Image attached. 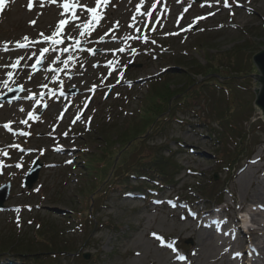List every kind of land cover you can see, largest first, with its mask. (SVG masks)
<instances>
[{"label":"rangeland","instance_id":"374dc122","mask_svg":"<svg viewBox=\"0 0 264 264\" xmlns=\"http://www.w3.org/2000/svg\"><path fill=\"white\" fill-rule=\"evenodd\" d=\"M65 2L77 7L65 12L60 6ZM28 3L6 0L0 10V87L6 85L7 66L32 61L29 53L36 56L44 47L40 41L65 20L58 39L66 44L59 51L50 47L45 57L51 66L64 68L60 86L87 90L83 98H90V104L84 117L70 123L85 99L78 107L76 100L58 97L47 123L40 127L31 120L22 128L30 133L27 137L0 129V185L11 183L0 210V235L28 237L32 223L59 219L64 240L78 253L57 264H264V122L253 105L252 89L260 87L259 81L250 76L259 75L252 56L264 49V0H228L230 7L224 0H108L98 9L102 18L84 35L82 26L91 17L86 8L96 7V0H32L30 10ZM26 41L32 49L25 53L13 45ZM106 61L113 65L109 76ZM120 62L139 66L129 67L121 79ZM26 66L18 70L22 76ZM163 67L192 79L188 97L179 96L171 121L157 129L153 124L142 141L128 143L122 156L123 142L114 138L127 123L139 120L148 90L133 81ZM67 71H73L71 78L65 77ZM182 83L176 79L171 88ZM15 85L36 88L34 80L22 77L15 78ZM56 111L63 112L62 120ZM23 119L15 103L0 106V123L16 127ZM49 124L56 125L54 131ZM102 147L110 152L106 155ZM79 148L88 150L91 164L81 167L75 181L72 167L78 165ZM35 158L43 165L34 188L27 190L22 178ZM155 159H167L168 172L176 173L172 185L159 193H126V187L143 185L139 179H124L125 174L142 172ZM98 164L105 166L100 181H94L91 172ZM79 184L85 196L71 199ZM81 207L86 215L78 221H63L54 212ZM217 222L223 224L219 231ZM166 243L174 247L165 248Z\"/></svg>","mask_w":264,"mask_h":264},{"label":"trees","instance_id":"16d2710c","mask_svg":"<svg viewBox=\"0 0 264 264\" xmlns=\"http://www.w3.org/2000/svg\"><path fill=\"white\" fill-rule=\"evenodd\" d=\"M201 68L203 69L206 67L202 66ZM206 69H208V67ZM183 73L179 74L178 72H174L173 74H170V71H165L160 76L156 77L152 84L148 86L147 92H145L142 96L141 104L143 113H141L139 120L127 123L125 129L114 138L116 141L120 140L123 142L125 151L121 153L122 156L129 151V147H126V145L132 140L134 144L140 140L142 141V137H144V135L149 131V128L152 131L151 126L153 124H156L157 129L158 126L164 122L171 121L174 115V109L178 106L179 101L181 100L180 97L183 99L187 98V93L190 90L189 86L193 85V82H188L190 78L184 76ZM176 79L182 80L183 83L177 89H172L171 85ZM187 83L190 85L187 86ZM118 151H120V149H118ZM102 152L107 155L110 150L105 148ZM225 156V158L228 159L227 155ZM223 160L225 161V159ZM233 160L234 159L231 161ZM166 163L167 159H157L156 163L153 164L154 166L151 163V165H146V167L141 168L142 172L135 170V173L143 178L151 180L158 188L166 185H172L171 181L174 179L176 173H169ZM90 164L91 163L88 160L85 161L83 165L84 169H88ZM104 166L105 164L103 166L98 164V166L92 170L91 173L94 181H100V172L104 169ZM226 169L230 170V168L227 167ZM98 173L99 175L97 176ZM113 175L115 174L112 173L111 177H113ZM129 176L130 174H125L124 179H128ZM80 178L81 177H78L76 181H79ZM77 187L78 190L76 193H73L71 199L75 197L77 200H80L79 197L85 196L84 191H80L81 189H84L82 184H79ZM68 210L69 211H63L62 215L59 213V217H62L61 220L70 222V220H76V217L79 215H86V211L83 210V208H71ZM89 215L91 218L93 217V214ZM58 220L53 219L41 223L37 222L36 224L32 223L31 227L33 229L30 233L31 235L28 237L17 234L9 235L8 237L0 235V262L6 261L8 258H12L13 261L18 260V264H57L61 262V257H67V255L73 256L78 253V250L74 249V246L70 247L67 245V240H64L66 233L62 229V226H60L59 223H56ZM93 223L94 226H96L97 222L94 221ZM22 234L25 233L22 232ZM2 258H6V260H3Z\"/></svg>","mask_w":264,"mask_h":264},{"label":"water","instance_id":"95a60500","mask_svg":"<svg viewBox=\"0 0 264 264\" xmlns=\"http://www.w3.org/2000/svg\"><path fill=\"white\" fill-rule=\"evenodd\" d=\"M252 60L259 71V75L252 73L250 76L254 79V81L258 80L259 82L256 85L260 86L259 88L254 87V89H252L256 94L253 105L257 111L261 112V118L264 122V50L262 49V51L256 53ZM39 168L40 164L36 161L24 179V186H28V188L32 187L33 183L37 179ZM8 192L9 183L0 188V207H2L3 202L8 196Z\"/></svg>","mask_w":264,"mask_h":264},{"label":"snow or ice","instance_id":"6c2138e0","mask_svg":"<svg viewBox=\"0 0 264 264\" xmlns=\"http://www.w3.org/2000/svg\"><path fill=\"white\" fill-rule=\"evenodd\" d=\"M6 0H0V10L3 9L4 5H5ZM53 2H55V0H53ZM217 2H219V0H217ZM233 2L235 3L236 0H233ZM108 0H96V7L93 8H86V11L88 13L91 14L90 20L88 23H85L82 26V31H81V35H84L85 31H91L92 30V25L94 23H98L99 20L102 18L99 14H98V9L101 6V4H107ZM65 12L69 11L71 8H75L77 7V4H69L68 2L63 3L62 5H60ZM224 6L225 7H230L228 0H224ZM27 7L29 8V10L32 8V0H29V3L27 5ZM137 11H139V5L137 6ZM185 11H187V9H185ZM77 17H75V15L73 16V19H76ZM32 23H35V21H32ZM67 23V21L65 20H60L59 24L57 25L56 31L53 33L52 37H46L45 39H48L50 41H52L53 43H61L62 41L59 39H56V37L58 36V34L61 32V30L63 29V26ZM24 39H27V37H25ZM128 39V38H126ZM77 44L79 43V41L76 42ZM18 46H23V45H18ZM47 49H43L41 52V55H43L44 52H46ZM65 51H67V49H65ZM120 51H124L123 48L120 49ZM17 63H19V61H17ZM13 67H15V65H13ZM35 67V65H34ZM28 116L30 119L34 118L32 113H28ZM22 123H24L25 121H21ZM3 127L5 129L11 130L10 129V125L9 124H4ZM5 155H7V153H4ZM16 211L18 212L19 209H16ZM157 239L162 240L161 237L156 236V234H153ZM169 247H172V245H168ZM173 251H175V249H173ZM179 259H184L183 256H180Z\"/></svg>","mask_w":264,"mask_h":264},{"label":"bare ground","instance_id":"6f19581e","mask_svg":"<svg viewBox=\"0 0 264 264\" xmlns=\"http://www.w3.org/2000/svg\"><path fill=\"white\" fill-rule=\"evenodd\" d=\"M189 228L192 229V226H190ZM184 229H185V227L182 228V230H184ZM247 231H248V230H247ZM251 233H252V232H251ZM251 233H250V234H251ZM212 236H213V235H212ZM169 261H170V258H169ZM161 262H162V263H159V264H166V261H164V260H162Z\"/></svg>","mask_w":264,"mask_h":264}]
</instances>
